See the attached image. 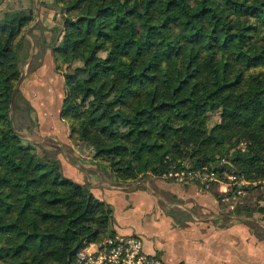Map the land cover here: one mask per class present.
I'll use <instances>...</instances> for the list:
<instances>
[{
  "label": "trees",
  "instance_id": "obj_1",
  "mask_svg": "<svg viewBox=\"0 0 264 264\" xmlns=\"http://www.w3.org/2000/svg\"><path fill=\"white\" fill-rule=\"evenodd\" d=\"M50 1V29L24 3L0 17V264H76L115 236L113 207L63 173L72 145L120 186L234 174L251 183L235 215L264 221L252 187L264 178V0ZM48 51L64 78L63 147L37 143L35 108L20 88L13 98Z\"/></svg>",
  "mask_w": 264,
  "mask_h": 264
},
{
  "label": "crops",
  "instance_id": "obj_2",
  "mask_svg": "<svg viewBox=\"0 0 264 264\" xmlns=\"http://www.w3.org/2000/svg\"><path fill=\"white\" fill-rule=\"evenodd\" d=\"M16 1L24 0H11L8 6L15 7L18 5ZM24 5L31 6L25 1ZM47 14L50 18L54 12L48 11ZM53 16L51 20H54ZM62 139L63 144L69 145L70 140L66 136L63 135ZM78 162L80 164L75 166V173L69 176L70 179L88 184L96 198L111 205L115 233L124 237H139L147 255L165 264H264V221L261 217L257 218L262 228L255 229L253 224L242 222L235 215V210H231V214H222L223 205L219 202L217 191L199 192L193 185L186 187L173 182L162 185L161 181L155 183L158 192L152 193L145 186L130 190L113 181L105 170ZM163 198L177 202L174 205L178 209L163 204L161 207L160 201L165 202ZM135 200H139L142 207ZM178 210L183 213L178 214ZM194 211L199 213L198 216ZM136 214L144 225L134 221ZM161 226L162 237L158 235ZM152 230L156 233L150 237Z\"/></svg>",
  "mask_w": 264,
  "mask_h": 264
},
{
  "label": "rangeland",
  "instance_id": "obj_3",
  "mask_svg": "<svg viewBox=\"0 0 264 264\" xmlns=\"http://www.w3.org/2000/svg\"><path fill=\"white\" fill-rule=\"evenodd\" d=\"M24 1L27 3L28 6L31 5L34 7L35 12L38 14L37 21L40 20L44 24V26L54 27L55 25H60L61 18L59 17V14L57 12L53 14L54 17L57 19L51 20L50 18H52L53 15L51 14L52 16H50L49 18V15L47 14L48 10L40 7L39 2L43 0H24ZM24 1H16L15 4L17 3L18 5H20L21 3H24ZM10 2L11 0H0V17H4V14L6 13L7 8H8V4H10ZM18 5H15V7H17ZM30 62L31 61L29 60L28 64ZM28 64L25 65L24 67L25 78H24V81L20 85V89L22 90L25 98L28 99L32 107L35 108L37 112L39 130L41 133V138L37 140V143H40V144L43 143L49 146L58 144L60 147H63L64 145L63 144L64 141L62 139L63 135L66 136L67 139H69L70 137L69 135L70 132H69L67 125H65L60 118L63 100L65 97L64 78L61 72L56 71V65L54 62V58L51 55V51L46 52V55L43 56L41 64L39 63L40 64L39 67L34 68L35 71ZM30 74L32 75V77L30 79L28 78L29 80H27L26 84L24 85V82L26 81V77ZM56 135H59V137H57ZM27 139L31 141L34 140L33 137L27 138ZM69 145H72L71 141ZM66 149H67L68 154H66L65 152L64 157L60 158V161H61L62 170H63L64 175L70 178L69 176H72L71 174L75 173L74 172L75 166L77 167L80 163L76 162L75 155L71 154V151H70V149L75 151V145L70 146V149L66 147ZM85 158L88 159L89 156H85ZM233 176L235 175L225 173L224 174L225 179L222 180V182H224L225 184H221V182H217V183L212 182L210 188H207L206 186L199 184L201 182L188 183V184L178 183V182L177 183L183 186L186 185V187H188L189 185L191 186L193 185L199 192L200 191H210L212 193H215L217 191L219 195L218 198H221L219 199L220 200L219 202L223 205L222 214H231L232 213L231 210L234 209L236 211L237 206L241 203H244L245 202L244 199L246 198L244 197L240 200L236 199L237 197H234L235 194L232 191V188L231 190L230 188H228L227 183L231 185V180L229 177H233ZM220 179L221 177H217L215 181L216 180L221 181ZM241 179L243 178L237 177V180L235 181V183L241 182L240 181ZM157 181H161L160 183H162V185L172 183L171 181H169V179H166V178H151L150 177V178L141 180L139 182L133 183L131 185H126L125 188H131L130 190H136L138 188H142L145 186L151 189L150 192L154 193V192L159 191L156 189V186H155V183ZM254 183L256 184L255 185L253 184L254 186L252 187H257L260 189L258 181ZM211 188L213 189L210 190ZM244 188H247V186ZM258 193H259V190H255L252 193L253 201H256V199L259 197L260 194ZM227 195L228 197H225ZM138 201L139 200H135V203L139 204L142 207V205ZM163 201L165 202L160 201L161 207L163 204V205L169 206L172 209H178V207L174 205L177 202L171 200V202H173L171 203L169 202L170 200H168V198L167 199L163 198ZM231 206H233V209L231 208ZM136 210H139V209H136ZM181 210L180 211L178 210L177 213L178 214L183 213ZM194 213L197 216L199 214L198 212H195V211ZM259 217L261 216L255 215V222L252 225V227H254L255 229L262 228L260 222L257 221V218L259 219ZM134 218H135L134 220L135 222H137L140 225L141 224L144 225L143 222L141 221V217H139V214H136ZM240 220L248 224L249 222H251L250 219L245 220L244 216H242ZM155 233H156L155 230L150 231L149 233L150 237H152ZM163 234H164L163 226H161V229L159 230L158 235L162 237ZM115 235H117V233H115Z\"/></svg>",
  "mask_w": 264,
  "mask_h": 264
},
{
  "label": "built area",
  "instance_id": "obj_4",
  "mask_svg": "<svg viewBox=\"0 0 264 264\" xmlns=\"http://www.w3.org/2000/svg\"><path fill=\"white\" fill-rule=\"evenodd\" d=\"M165 177L174 178L177 182L182 183L184 181L190 183H199L201 185L210 188L212 182H221L216 180V174L208 171V168H203L200 171L189 172L187 175L182 172L169 173ZM238 176L229 177L231 185L227 183L228 188H232L236 199H242L246 197L247 193L244 187H249L250 182L245 179H241L239 183H235ZM254 185L256 183H253ZM252 184V185H253ZM260 188L264 190V178L258 182ZM233 209V206H231ZM234 210V209H233ZM76 264H165L160 259L149 256L144 252L143 242L139 237L130 236L124 237L115 235L107 238L102 244L91 245L80 253L76 258Z\"/></svg>",
  "mask_w": 264,
  "mask_h": 264
},
{
  "label": "water",
  "instance_id": "obj_5",
  "mask_svg": "<svg viewBox=\"0 0 264 264\" xmlns=\"http://www.w3.org/2000/svg\"><path fill=\"white\" fill-rule=\"evenodd\" d=\"M38 15V14H37ZM34 50V49H33ZM32 57V56H31ZM24 78H25V72L23 71V74H22V76H21V78H20V81H19V83H18V85H17V87H16V89H15V92H14V96H13V98L15 97V95L17 94V92H18V90H19V88H20V85H21V83L23 82V80H24Z\"/></svg>",
  "mask_w": 264,
  "mask_h": 264
}]
</instances>
